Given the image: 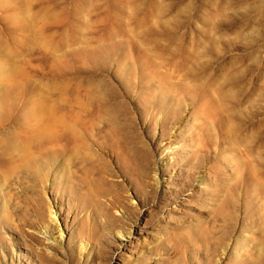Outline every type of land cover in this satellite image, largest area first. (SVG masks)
<instances>
[{
    "label": "rangeland",
    "instance_id": "rangeland-1",
    "mask_svg": "<svg viewBox=\"0 0 264 264\" xmlns=\"http://www.w3.org/2000/svg\"><path fill=\"white\" fill-rule=\"evenodd\" d=\"M0 264H264V0H0Z\"/></svg>",
    "mask_w": 264,
    "mask_h": 264
},
{
    "label": "bare ground",
    "instance_id": "bare-ground-1",
    "mask_svg": "<svg viewBox=\"0 0 264 264\" xmlns=\"http://www.w3.org/2000/svg\"><path fill=\"white\" fill-rule=\"evenodd\" d=\"M32 129H33V128H32ZM45 130H46V129H45ZM35 132H36V131H35ZM53 214H54V213H53ZM54 218H55V215H54ZM52 219H53V218H52ZM55 219H56V218H55ZM55 219H54V221H56ZM56 222H57V221H56ZM58 230H59V229H58ZM58 234H59V236H58L59 238H62V237H63V236H62V233H61L60 230L58 231Z\"/></svg>",
    "mask_w": 264,
    "mask_h": 264
}]
</instances>
